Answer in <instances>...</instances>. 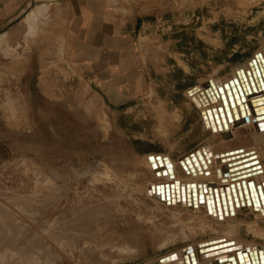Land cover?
<instances>
[{
    "label": "rangeland",
    "instance_id": "obj_1",
    "mask_svg": "<svg viewBox=\"0 0 264 264\" xmlns=\"http://www.w3.org/2000/svg\"><path fill=\"white\" fill-rule=\"evenodd\" d=\"M108 1L113 14L145 22L133 36V56L146 86L123 105L73 57L64 0L29 14L43 24L28 16L27 30L23 21L0 33V264L35 255L39 264H264V204L242 199L233 209L212 176L233 162L226 160L231 151L257 146L264 156V141L255 144L247 123L223 138L226 126L208 128L193 98L208 80L264 67V0ZM196 151L212 179L197 178L201 167L187 168ZM257 151H250L256 167L241 178L262 174ZM150 154L174 162L175 180L156 161V174L150 169ZM254 179L256 187L253 179L245 184L264 191V177ZM199 180L205 198H189L185 191ZM162 184L169 199L157 189Z\"/></svg>",
    "mask_w": 264,
    "mask_h": 264
},
{
    "label": "crops",
    "instance_id": "obj_2",
    "mask_svg": "<svg viewBox=\"0 0 264 264\" xmlns=\"http://www.w3.org/2000/svg\"><path fill=\"white\" fill-rule=\"evenodd\" d=\"M49 1L52 0H0V33H7L23 21L26 23V18L37 8L44 15L42 9L50 6L45 3ZM108 2L64 0L72 10L70 43L73 57L91 66L105 96L113 104L123 105L137 97L146 86V73L133 56V36L145 22L141 20V15L127 17L113 14ZM37 3L41 5L30 11ZM45 14L46 21L48 11ZM37 22L38 25L43 24L40 17ZM205 172L211 173L210 170ZM200 175L198 173L197 176Z\"/></svg>",
    "mask_w": 264,
    "mask_h": 264
},
{
    "label": "bare ground",
    "instance_id": "obj_3",
    "mask_svg": "<svg viewBox=\"0 0 264 264\" xmlns=\"http://www.w3.org/2000/svg\"><path fill=\"white\" fill-rule=\"evenodd\" d=\"M35 12V11H34ZM37 12V11H36ZM32 14V13H31ZM35 14V13H34ZM34 14H32L33 16H34ZM36 14H38V13H36ZM37 16V15H36ZM29 17H30V15H29ZM28 17V18H29ZM32 17V16H31ZM31 17L29 18V19H31ZM33 18H35V20H37L36 18H38V17H33ZM33 18L30 20V21H32L33 20ZM29 19H27L28 20V22H29ZM34 21V20H33ZM34 23V22H33ZM37 24L36 25H38V22H36ZM29 24V23H28ZM31 24V23H30ZM33 26V24L30 26V29H31V27ZM29 27V26H28ZM35 27V26H34ZM37 27V26H36ZM33 29H36V28H33ZM29 31V30H28ZM34 32V31H33ZM30 33L31 32H29V35H30ZM33 34H35V32L33 33ZM263 43H264V41H263ZM263 48H264V46H263ZM263 48H262V50H263ZM264 52V51H263ZM256 56V55H255ZM261 58H264V54L262 55V56H260ZM250 65L251 66H256L255 65V60H254V58L252 59V62H250ZM264 64H262L261 66H263ZM260 66V65H259ZM259 66H257L256 68V71L255 70H253V72H251V73H249V71L247 72H245L242 68H239L238 70H237V72L235 73V76H233V78H231V77H228V78H226V79H223V80H221V81H217V83L216 84H213L212 85V82H211V80H208L207 82H206V84H205V90H204V92H199V94H197V95H195V96H193V98H195L196 100L198 99V100H200V104L202 105V114H203V116H202V119L205 121H203L204 123H206V126L208 127V128H210V127H213V128H211V130L213 129V131L215 130V131H218V130H216L215 128H217L218 126H220V129H221V127L223 128V126H226L225 128H223L222 129V132H221V136L223 137V138H225V139H228V138H230L231 136H232V131L236 128V126L238 127V125L239 124H245L246 125V123H247V125H250V127H251V129H252V135H253V140L254 141H256V143L255 144H260V143H262V141H264V99H262V97L264 96V79H263V77H262V81H263V83L262 84H259L261 81L259 80V78H258V74H261V76H262V68H264V67H259ZM244 74V76L246 77V80H247V84L245 85V89L247 90L246 92H248L249 94H247L246 95V93H245V91L244 90H242V95H243V101L241 100V97L240 96H238V97H235L234 98V96L232 95V93H231V95L230 96H232L233 97V100L231 99H229L228 98V95L226 96V92L229 90H231L230 88V86H229V88H228V90L226 89V87H225V85L227 84V83H229V82H232V81H239V77H240V75L242 76ZM257 75V76H256ZM243 78V77H242ZM248 78H250V79H248ZM257 78H258V80H257ZM240 82V81H239ZM238 82V84L240 85H242V82H240L239 83ZM234 85H235V83H234ZM220 88H222L223 89V93L222 94H224L225 95V101L227 102V104L224 106V104H223V100H224V98H222V94H221V91H220ZM192 89L193 90H196L197 89V86L196 87H192ZM254 89H256V91H254ZM192 90V91H193ZM254 91V92H253ZM250 92H252L251 94H250ZM207 94V95H206ZM207 96H210V100H209V103H206V102H208V98H207ZM258 98V99H257ZM223 99V100H222ZM221 108V110L220 109H218V108ZM225 107H226V109H225ZM220 110V111H219ZM236 115H237V117H236ZM260 116H263L262 118H258V119H260V122H258L257 120H256V118L257 117H260ZM233 117H234V119H233ZM263 120V121H262ZM218 124H220V125H218ZM224 124V125H223ZM223 125V126H222ZM261 125V126H260ZM204 126H205V124H204ZM205 126V127H206ZM261 145V144H260ZM198 150V149H197ZM252 150V152H254L255 150H258L257 151V159H258V164H260L261 165V169H262V174H260V175H258V176H254L252 179H253V182H252V184L251 185H255V183H258V182H256V179H254V178H256L257 177V179H260V177L262 178V177H264V156L261 154L262 152H261V148H257V146H252L251 148H249V149H247V150H245V151H241V150H234V151H231L230 153H226V155L228 156L227 157V159L226 160H233V162H229L228 161V164H227V168L225 167L224 168V166H223V164H222V168H220L219 170H217V172H218V174H217V172H216V170H214V175H212V176H214L213 177V182H215V180L217 181V184H218V186L220 187V191H221V194H222V196L226 193L227 195H228V200H225V201H231V203H232V205L233 206H235V203L237 204V201H238V203H239V206H240V208H241V205H240V203H241V201L240 200H242L244 203H245V206H246V204H253V206H255L254 204V202H255V200L258 198V200L261 202V204H264V191L262 190V188L260 187V186H258V188H257V193L256 194H254V190H253V188H255L256 187V185H255V187H253L252 189L249 187L250 186V184L249 183H247V184H245V182H248L249 180H252V179H244L245 178V175L244 174H246V173H249L250 172V170L251 169H254L255 167H256V165H254V164H256L257 163V161H255V160H253L254 159V157L255 156H253V153H250V151ZM198 151H200V150H198ZM239 151H241L242 152V154L241 155H239ZM248 151H249V153H248ZM245 152V153H244ZM192 153H190L189 155H191ZM244 154V155H243ZM151 155L154 157V158H152L151 157ZM203 155V153L201 154V152H197L196 151V153H194L192 156V160H193V162L195 163L194 165H192L193 163H191V165L192 166H190V167H187L188 165V163H190V159L187 157L188 155H186L185 156V158H188V163L186 164V161L184 162V160H183V162L185 163L184 165L189 169L190 168V170H191V167H192V169L194 168L195 169V171L194 172H196L197 170H196V166H198V167H201L202 169H201V171H203V172H200L201 173V177H203V178H205V180H208L209 178H211L212 179V176H210V174H208V172H205V168L207 167H205L204 166V164H206V161H205V163H203L204 162V160H203V158H204V156H203V158L201 157ZM230 155V156H229ZM150 156V157H149ZM156 156H157V154H150V155H147V163H148V165H149V167H150V169L151 170H154V169H152V162H155L156 160L155 159H157L156 158ZM190 157V156H189ZM200 157H201V159H200ZM149 158H150V160L151 161H149ZM161 158V161L159 160H157L156 161V163L158 164V170H162V173L164 172V170L166 171L165 173H167L166 175L167 176H165V177H168V178H172V180L171 181H173V180H175L174 178L177 176L176 175V172H175V164H174V162H171V161H169L168 160V163H166V159H163L164 157H160ZM160 158H158V159H160ZM191 158V157H190ZM240 158H243V159H240ZM183 159V158H182ZM181 159V160H182ZM237 159V160H236ZM187 160V159H186ZM203 160V166L205 167V168H203L202 166H199L200 164H202L201 163V161ZM241 161L243 162V161H245L246 163L245 164H242L241 163ZM162 162V163H161ZM192 162V161H191ZM183 165V164H182ZM196 165V166H195ZM207 165V164H206ZM155 166V165H154ZM159 166H161L160 167V169H159ZM173 166H174V168H173ZM194 166V167H193ZM250 166H252V167H250ZM156 167V166H155ZM185 167V168H186ZM157 168V167H156ZM169 168H171V169H173V174H169V172H171L170 170H169ZM186 168V169H187ZM185 169V170H186ZM199 169V168H198ZM260 169V170H261ZM157 170V171H158ZM260 170H258V171H260ZM230 172L231 173V177L232 178H230V177H228L227 176V178H228V181L227 182H225V180H224V182L222 181V178H224L225 176H226V174H227V172ZM156 171L154 170V173H155ZM255 172V171H254ZM257 172V171H256ZM156 174V173H155ZM206 174V175H205ZM221 175V179L220 178H218L219 176L218 175ZM163 175H165V174H163ZM162 175V176H163ZM228 175V174H227ZM241 177H244V178H241ZM184 178V177H183ZM182 178V179H183ZM197 178H198V176H197ZM226 178V177H225ZM226 178V179H227ZM238 178H241L240 180H236V181H232V179L233 180H235V179H238ZM249 178V177H248ZM178 179V178H177ZM200 179H202V178H200ZM181 180V179H180ZM185 182V181H184ZM200 182V180L197 182V184H195V185H190L191 187L189 188V186H188V190H189V192H187V191H185V194L186 193H188V196H190L189 198H192L193 197V199H195V200H197L198 198H199V196H200V190H199V188L201 187V186H203V185H201L202 183H199ZM205 182V181H204ZM212 182V183H213ZM232 182H234V183H232ZM259 183H261V182H259ZM185 184V183H184ZM213 184H215V183H213ZM262 184V183H261ZM187 185H189V184H187ZM187 185H186V187H187ZM206 185H207V182H206ZM205 185V186H206ZM245 185H247V186H245ZM253 185V186H254ZM163 188H157L158 190L160 189V191H161V196L162 197H164V189H169V185L168 184H165V185H161ZM185 186V185H184ZM213 186V185H212ZM211 186V187H212ZM158 187V186H157ZM179 187V186H178ZM244 187H247V189H248V191H249V194L246 196V194H244V192H243V189H245ZM162 189V190H161ZM232 189H233V192H232ZM246 189V190H247ZM256 189V188H255ZM180 190V189H179ZM211 191V192H213V191H215V192H217V188H215V186H214V188L212 187L211 189H210V187L208 188V191ZM239 191V192H238ZM176 192V191H175ZM179 192V191H178ZM215 192H213V193H215ZM241 192V194L239 195L238 193H240ZM251 192H252V195H251ZM167 193H168V199H169V190H167ZM220 193V192H219ZM179 194H180V197H181V193L179 192ZM165 195H167V194H165ZM214 195V194H213ZM216 197L217 198H219L218 197V193H216ZM177 196V195H176ZM192 196V197H191ZM203 196V195H202ZM220 196V195H219ZM237 197V199L236 200H234V198H236ZM179 197V198H180ZM201 197V196H200ZM204 197V196H203ZM203 197H201L200 199H202ZM215 197V196H214ZM213 197V198H214ZM234 197V198H233ZM205 198V197H204ZM211 198H212V195H211ZM221 198V197H220ZM225 198H226V196H225ZM226 198V199H227ZM199 199V200H200ZM214 199H216V198H214ZM213 199V200H214ZM222 199V198H221ZM198 200V201H199ZM212 200V199H211ZM210 200V201H211ZM216 200H218V199H216ZM223 200H224V197H223ZM223 200H221V202L223 201ZM209 201V200H208ZM220 201V200H219ZM225 201H223V202H225ZM249 201V202H248ZM182 202V201H181ZM188 202H191V201H188ZM192 202H194V201H192ZM191 202V203H192ZM200 202V201H199ZM213 202V201H212ZM191 203H189V204H191ZM214 203V202H213ZM196 204H198V202L196 203ZM224 204V203H223ZM228 204H230V203H228ZM248 204V205H249ZM194 205V204H193ZM189 206V205H188ZM191 206V205H190ZM212 206V205H211ZM238 206V205H237ZM257 206V205H256ZM249 207V206H248ZM236 208V206L233 208V209H235ZM245 208V207H244ZM212 209V208H211ZM232 209V210H233ZM239 209V208H238ZM250 210H254V208H250ZM235 211V210H234ZM258 212H259V214L261 215V217H262V220H264V206L263 205H261L260 206V210H258ZM259 215V216H260ZM216 216V215H215ZM258 216V217H259ZM261 219V218H260ZM257 225V224H256ZM238 230V229H237ZM259 230H261V229H259ZM225 233H227L226 231H225ZM262 233V232H261ZM230 234V233H229ZM237 240H238V243H241V242H243V241H241L239 238H236ZM229 240H230V238H229ZM233 240H235L234 238H233ZM228 241V240H227ZM224 242V241H223ZM222 242V243H223ZM213 244V243H212ZM215 244V243H214ZM218 244V243H217ZM243 244V243H242ZM192 248H191V246H188V248H184V250L183 251H186L187 252V250H191ZM247 249V248H246ZM251 251V250H250ZM252 253H253V251H252ZM187 254V253H186ZM197 255V254H196ZM200 255V254H199ZM249 256V255H248ZM30 257V256H29ZM201 259V258H200ZM251 259V258H250ZM254 259V258H253ZM197 260V259H196ZM198 261V260H197ZM14 263L13 264H39V256H34V257H30V258H27V260L25 261V262H16L15 260L13 261ZM238 264V263H237Z\"/></svg>",
    "mask_w": 264,
    "mask_h": 264
},
{
    "label": "water",
    "instance_id": "obj_4",
    "mask_svg": "<svg viewBox=\"0 0 264 264\" xmlns=\"http://www.w3.org/2000/svg\"><path fill=\"white\" fill-rule=\"evenodd\" d=\"M252 62V61H251ZM257 76V75H256ZM243 77V78H242ZM262 77H263V79H264V68H262V76H261V74H258V78H259V80L261 81L259 84H262L263 83V81H262ZM240 79H239V81L240 82H242V85L240 84H238V82L239 81H232V82H229V83H227L226 85H225V87H226V89L228 90V88H229V86L231 87L230 89V91L228 90L227 92H226V96L228 95V98L231 100H233V97L232 96H230L231 95V93H232V95L234 96V98L235 97H238V96H240L241 97V100L243 101V95H242V90H244L245 91V93H246V95L247 94H249L248 92H246L247 90L245 89V85L247 84V80H246V77L244 76V74L241 76L240 75V77H239ZM258 78H257V80H258ZM248 79H250V78H248ZM239 82V83H240ZM234 83H235V85H234ZM192 90V89H191ZM191 90H189V92L191 93L192 91ZM220 91H221V94L223 93V89L222 88H220ZM254 91H256V89H254ZM253 91V92H254ZM252 92H250V94H251ZM222 98H224V100H223V104H224V106L227 104V102L225 101V95L224 94H222ZM258 99V98H257ZM262 99H264V96L262 97ZM218 109H220L221 110V108L219 107ZM225 109H226V107H225ZM219 110V111H220ZM236 117H237V115H236ZM157 188H163L162 186H158ZM245 189H244V192L245 193H247V190H246V187H244ZM162 190V189H161ZM167 190H169V189H167ZM158 191H160V189L158 190ZM241 193V192H240ZM251 195H252V192H251ZM188 248V247H187ZM229 261L228 262H230V261H234V259L233 258H229L228 259ZM227 262V263H228Z\"/></svg>",
    "mask_w": 264,
    "mask_h": 264
}]
</instances>
